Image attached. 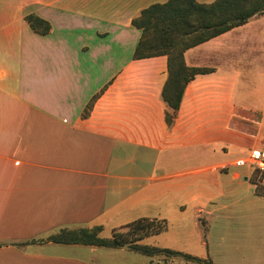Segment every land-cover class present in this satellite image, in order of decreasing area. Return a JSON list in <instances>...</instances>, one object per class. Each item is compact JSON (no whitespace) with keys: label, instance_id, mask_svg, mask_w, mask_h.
Here are the masks:
<instances>
[{"label":"crops","instance_id":"0c3cea01","mask_svg":"<svg viewBox=\"0 0 264 264\" xmlns=\"http://www.w3.org/2000/svg\"><path fill=\"white\" fill-rule=\"evenodd\" d=\"M167 1L0 0V264H141L123 248L39 242L79 227L110 236L141 218L168 227L139 245L257 264L264 242L240 226L263 225L249 165L261 139L237 119L264 104L233 96L240 65L264 66V14L184 52L208 72L167 124V58L133 59L131 25ZM30 15L49 30L34 32Z\"/></svg>","mask_w":264,"mask_h":264},{"label":"trees","instance_id":"16d2710c","mask_svg":"<svg viewBox=\"0 0 264 264\" xmlns=\"http://www.w3.org/2000/svg\"><path fill=\"white\" fill-rule=\"evenodd\" d=\"M262 14L264 0H213L208 4H199L196 0H168L142 10L131 21L132 27L140 32L133 59L158 56L167 58L168 76L161 93L162 100L172 110V115H166L167 124H171L179 109L187 84L196 75L208 72L207 69L186 67L184 52ZM25 20L36 33L42 34L49 30L48 23L36 16H27ZM252 184L255 185L258 195H264V187H258L254 182ZM167 227L165 220L141 218L123 227L127 229L125 233L113 231L110 238L106 239L99 236L102 227H93L61 229L39 242L105 249H121L127 246L130 250L133 249L134 253L145 257L168 254L197 264H212L208 260H200L179 252L138 244L144 238L166 231ZM205 234L204 227V237Z\"/></svg>","mask_w":264,"mask_h":264},{"label":"rangeland","instance_id":"374dc122","mask_svg":"<svg viewBox=\"0 0 264 264\" xmlns=\"http://www.w3.org/2000/svg\"><path fill=\"white\" fill-rule=\"evenodd\" d=\"M241 72V79L238 81V87L243 95H236L233 96L234 100H240L241 103H245L246 105L255 106L260 105L261 103L264 104V70H261V68H264L262 64L258 65V71L257 73L252 74H246L247 71L245 68L240 65ZM241 117L238 118V122H240L243 127L252 132L253 134L257 135L259 140L264 139V111H244L240 113ZM259 149V147H258ZM250 181L254 182L258 187H264L260 185L257 181V178L255 175L250 177ZM258 217L261 219L260 221L263 222V225H260L258 228H253V225L251 226V230L246 229V224L243 223L240 227L242 228V234L245 237L253 239L255 237V233H257L260 237V241L264 242V212H262V215L258 214ZM80 228H86L91 229L93 227H79L77 229H70V230H78ZM115 232H122L125 233L127 231L126 228H120L117 230H114ZM112 234V233H111ZM99 236L101 238H110L108 232L100 233ZM145 243V242H144ZM142 242V245H144ZM123 249L130 251L132 254L134 253L132 250L129 249L127 246L123 247ZM260 255L257 257V264H264V245L263 248L259 250ZM258 253V254H259ZM256 257V256H255ZM213 258L216 260H219V262L222 264V254L216 255ZM239 259H245L246 257H238ZM132 259H139L140 261L144 259V257L140 256H132ZM205 260L210 261L211 263L215 264L212 260L211 255H206L204 257ZM141 264H197L194 261H187L183 257L180 256H173V255H158L153 257H147V260H144L141 262Z\"/></svg>","mask_w":264,"mask_h":264},{"label":"built area","instance_id":"2783aa9c","mask_svg":"<svg viewBox=\"0 0 264 264\" xmlns=\"http://www.w3.org/2000/svg\"><path fill=\"white\" fill-rule=\"evenodd\" d=\"M249 165L251 166L257 181L264 186V139L259 142V149L251 152Z\"/></svg>","mask_w":264,"mask_h":264}]
</instances>
